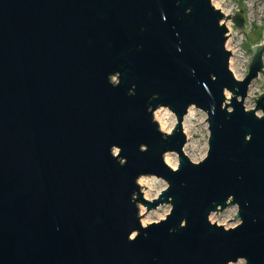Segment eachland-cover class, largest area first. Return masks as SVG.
Instances as JSON below:
<instances>
[{
    "label": "water",
    "instance_id": "1",
    "mask_svg": "<svg viewBox=\"0 0 264 264\" xmlns=\"http://www.w3.org/2000/svg\"><path fill=\"white\" fill-rule=\"evenodd\" d=\"M224 20L244 28L210 0H0V264H264V31L237 80ZM147 177L167 185L152 201ZM138 204L170 212L142 226ZM228 207L237 226L209 222Z\"/></svg>",
    "mask_w": 264,
    "mask_h": 264
},
{
    "label": "rangeland",
    "instance_id": "2",
    "mask_svg": "<svg viewBox=\"0 0 264 264\" xmlns=\"http://www.w3.org/2000/svg\"><path fill=\"white\" fill-rule=\"evenodd\" d=\"M211 4L218 5L219 11L224 13H229L228 15H239L241 16L245 24H247V30L245 31H235L230 32L226 42V50L230 51L232 54L233 61V76L237 80H243L248 72L249 63L251 61V49L258 46L263 41V31H264V0H210ZM220 11V12H221ZM225 20L222 22L224 23ZM262 76L259 80L253 81L248 90V96L244 102V108L246 111H251L254 109L255 104L252 98L257 99L262 95ZM161 111L163 119L165 122V130L161 131L163 134L169 135L175 126V117L167 109H158L156 111ZM155 111V112H156ZM191 116L189 120L191 134L189 135V140L186 137V145L194 148V153H188V156L184 152V155L194 164L200 163L206 157L208 151V125L206 121L205 113L191 108ZM154 112V114H155ZM153 114V116H154ZM188 115V114H187ZM261 117L262 114L259 112L256 114ZM153 120L155 121L154 117ZM172 160V164L177 167V156L175 154H166ZM150 185V190L140 188V193L142 198L146 196L148 199L146 201H152L158 197V195L166 190L167 185L162 180L156 178H143ZM139 211L140 222L144 221V226L152 223H157L165 219V217L170 212V206L164 205L159 207L155 211L146 212L141 204L137 205ZM237 209L235 207H228L223 212H218L217 214H212L209 217V222L211 224L223 227L224 229H231L238 225V221L235 220ZM234 218V219H233ZM233 219V220H232ZM232 220L231 222H228ZM236 264H245L244 261H238Z\"/></svg>",
    "mask_w": 264,
    "mask_h": 264
},
{
    "label": "bare ground",
    "instance_id": "3",
    "mask_svg": "<svg viewBox=\"0 0 264 264\" xmlns=\"http://www.w3.org/2000/svg\"><path fill=\"white\" fill-rule=\"evenodd\" d=\"M213 7L216 10H219L218 5L213 4ZM220 11H221V9H220ZM230 69L233 71V61L232 60L230 62ZM225 97H226V100L228 101L230 99V94L226 93ZM190 116H191V111L188 112V115L184 118V121L182 123V132L187 137V140H189V135L191 134V129H190L191 121L189 120ZM153 117L155 119V122H157V124H158L159 130L160 131L165 130V122H164L163 115H162L161 111L160 110L156 111ZM184 152L188 156V153H191V154L194 153V148L189 147V145H187L184 149ZM163 161L169 168H171L172 170H176L175 165L172 164V160L169 158V155H164ZM137 185L139 186V188L150 190V185L146 182V179L140 178L137 181ZM144 198H145L144 200L148 199L146 196ZM141 224H142V226H144L145 222L142 221Z\"/></svg>",
    "mask_w": 264,
    "mask_h": 264
},
{
    "label": "built area",
    "instance_id": "4",
    "mask_svg": "<svg viewBox=\"0 0 264 264\" xmlns=\"http://www.w3.org/2000/svg\"><path fill=\"white\" fill-rule=\"evenodd\" d=\"M221 13L223 14V16L226 18L227 16H229V17H233L234 15L232 14V15H228L229 13H224L223 11H221ZM223 22V21H222ZM221 22V23H222ZM224 25H225V27H226V29H227V39H228V36H229V34H230V32L232 31V30H235V31H238V32H240V30H237L234 26H233V24L231 23V21H225L224 23H223ZM247 24H245L244 23V28H243V31H245V30H247ZM242 31V32H243ZM227 45V44H226ZM228 51V50H227ZM230 52V51H229ZM232 55V54H231ZM232 56H231V59H230V61H229V67H230V62H231V60H232ZM250 64V63H249Z\"/></svg>",
    "mask_w": 264,
    "mask_h": 264
}]
</instances>
